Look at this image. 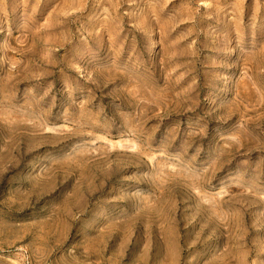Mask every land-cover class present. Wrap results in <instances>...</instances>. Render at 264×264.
<instances>
[{
	"label": "rangeland",
	"instance_id": "obj_1",
	"mask_svg": "<svg viewBox=\"0 0 264 264\" xmlns=\"http://www.w3.org/2000/svg\"><path fill=\"white\" fill-rule=\"evenodd\" d=\"M0 264H264V0H0Z\"/></svg>",
	"mask_w": 264,
	"mask_h": 264
}]
</instances>
